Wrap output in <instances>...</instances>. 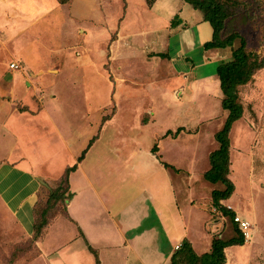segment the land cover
<instances>
[{"label": "rangeland", "instance_id": "1", "mask_svg": "<svg viewBox=\"0 0 264 264\" xmlns=\"http://www.w3.org/2000/svg\"><path fill=\"white\" fill-rule=\"evenodd\" d=\"M232 1L227 4L229 17L223 37L240 33L247 40V48L264 57V0ZM182 2L188 11L203 18L190 3ZM125 3L126 0H0V160L9 155L7 144L14 143L8 140L10 134L2 127L8 112L12 115L24 112L29 117L45 106L52 115L60 113L57 119L77 125L79 132L94 133L93 141L99 136L90 149L88 162L99 158L101 173L105 175L108 170L113 171L108 162L110 155L116 158L110 160L116 165L127 157L128 163H134L139 159L137 149L148 147L153 156L174 166L167 168L168 172L185 187L181 190V203L186 201L191 206L190 231L198 238L195 245L190 242L201 255L210 250L213 238L239 235L231 216H224L213 203L212 191L225 186L212 184L204 177L211 169L212 153L220 147L216 134L229 114L222 108L219 78L212 76L217 75L222 62L231 60L232 52L230 48L222 50L220 58L210 56L205 63L204 45L213 36V26L209 21L195 22L171 36L167 46L170 56L182 59L187 55L191 59L184 58L175 67L164 56V64L155 63L148 80L139 83L146 65L139 62L131 76L130 70L124 68V59L135 50L131 37L128 40L125 31L120 35ZM146 44L137 43L135 55ZM239 45L240 40L236 39L234 47ZM152 47L149 57L153 54ZM179 50L186 54L180 57ZM143 57L148 66L152 64L151 59ZM194 65L196 71L192 74ZM170 68L188 73L191 80L185 83V75L171 73ZM174 77L175 85L171 88ZM136 83L139 86H134ZM239 92L244 113L229 134L228 176L235 190L229 200L221 203L249 221L251 230L248 237L242 233L244 245L227 248L225 264H264V69L248 85L239 87ZM86 112L91 113L93 126H86ZM109 121L111 124L107 125ZM22 125L15 126L24 129L26 124ZM43 126L44 130L36 136L40 143L37 147L46 149L52 139L51 129ZM179 128L183 129L174 137ZM5 134L9 135L3 137ZM32 134L30 131L29 135ZM25 141L27 145L34 142L27 135ZM154 145L158 147L156 154L152 152ZM129 148L135 149V154H129ZM41 165L48 171L45 163ZM123 168L122 173L126 171ZM61 178L50 183L43 177L47 186H43L36 204L35 224L48 225L56 217L66 220L69 194L60 195L66 189ZM56 188L61 191L53 193ZM187 189L192 190V195L186 194ZM177 228L174 227V232ZM42 235L34 238L35 234L32 237L23 234L0 199V264L35 261L41 253L36 242ZM185 240L179 241L175 249Z\"/></svg>", "mask_w": 264, "mask_h": 264}, {"label": "crops", "instance_id": "2", "mask_svg": "<svg viewBox=\"0 0 264 264\" xmlns=\"http://www.w3.org/2000/svg\"><path fill=\"white\" fill-rule=\"evenodd\" d=\"M124 6L125 15L121 21L120 35L125 31L129 35L128 40L130 37L133 40L132 48L135 50L137 43L140 46L147 43L144 47L146 50L143 49L141 54L136 52L135 55L134 50L124 59V68L130 70L129 76L140 62L139 64L146 66H141L145 71L139 83L148 80L149 73L156 67L155 63L164 64V57L160 55L168 57V61H173L175 67L184 58L191 59L190 56H183L186 53L182 50H179L182 59L170 56L167 51L168 40L188 25L200 23L204 17L198 18L195 12L188 11V6L182 0H156L151 7L147 0H126ZM114 10L118 9L115 7ZM129 44L132 46L130 41ZM203 44L200 43L199 48ZM150 47L153 52L151 57L148 56ZM220 51L222 52L221 49L206 50L204 62H209L210 56L220 58ZM141 55L152 60L150 68L146 64L149 63L148 60ZM192 67L193 74L196 66ZM170 72L185 75V83L190 79L188 73L178 70L174 72L172 68ZM212 77L218 78L217 75ZM207 78L210 77H205ZM175 81V77L170 81L171 88ZM139 83L134 86H139ZM90 112H86L84 116L85 123L86 120L88 122L87 127L93 126ZM58 114L52 115L46 106L29 117L24 112L13 115L8 112L4 123L8 128L4 124L2 126L10 134L8 140H14V143L7 144L10 148L9 155L0 160V199L18 222L22 233L28 237L35 234L34 211L40 192L46 185L43 177L51 183L60 179L67 168L75 164L78 166L69 176L66 220L60 221L56 217L45 227L44 235L36 242L40 256L28 264H171L175 246L179 241L188 239L195 245L198 238L190 231L193 226L191 206L186 201L181 203L180 198L181 190L185 187H181L179 178H173L148 147L137 149L139 159L134 163H128L130 160L127 161V157L120 161L121 165H116L110 161L111 157L114 158L110 155L108 162L113 171L108 170L105 175L101 173L102 162L99 158L88 162L90 149L99 136L95 135L98 138L93 141L94 133L79 132L77 125L57 119ZM97 117L99 119L100 115ZM18 123L26 124L24 129L16 127ZM109 124L111 121L107 125ZM43 125H48L51 129L52 139L46 149L37 147L40 143L36 136L44 130ZM30 131L33 132L32 135H29ZM26 135L27 139L34 140L30 143L33 146L26 144ZM114 144L117 145L116 141ZM88 147L84 158L80 160L83 151ZM131 148L129 154L133 155L136 150ZM74 149L76 153L73 155ZM42 163H45L48 171H44ZM114 165L116 169L119 168L118 171ZM121 168L126 171L122 173ZM185 192L192 195L190 189ZM175 226L178 227L176 232ZM202 231L207 237L203 229Z\"/></svg>", "mask_w": 264, "mask_h": 264}, {"label": "trees", "instance_id": "3", "mask_svg": "<svg viewBox=\"0 0 264 264\" xmlns=\"http://www.w3.org/2000/svg\"><path fill=\"white\" fill-rule=\"evenodd\" d=\"M190 3L195 9L199 10L205 21H209L213 26V37L205 44L206 50L209 49H231L232 58L227 62H222L217 67V76L220 82V89L223 95L222 108L229 112L223 128L216 134V140L219 142V149L215 150L211 155V169L205 174V179L212 184L221 183L225 187L223 189H214L212 191L213 203L216 209L221 211L224 216H231L233 223L238 228L239 235L230 239L221 237L213 238L211 248L203 254L195 252L191 242L185 240L179 249L172 256L171 264H225L227 261L226 249L231 246L244 245L245 237L239 229L238 224L234 221L235 212L224 206L221 201L229 200L235 190V184L229 178V161H230V132L236 121H238L243 113L244 108L240 100L239 87L248 85L256 73L264 69V57H260L257 52L250 51L247 48V40L240 33H232L227 38L223 37V31L226 21L229 17L227 4L232 0H184ZM156 0H147V4L151 7ZM236 1H232L235 4ZM240 40V45L235 48L234 42ZM164 57L163 55H160ZM147 121V120H146ZM147 123V122H146ZM183 128H179L174 137H177ZM167 134H172L167 132ZM89 149L83 151L80 160H82ZM158 147L154 145L152 152L156 154ZM166 168L174 169V166L161 160ZM77 164L67 168L61 178V182L66 183V189L60 194L62 197L69 192V176L70 173L77 169ZM61 190L56 188L53 193ZM37 206V205H36ZM36 213V207L35 211ZM46 222L42 224H34L35 237H41ZM44 226V227H43ZM92 252L95 250L90 248ZM99 264V263H98Z\"/></svg>", "mask_w": 264, "mask_h": 264}, {"label": "built area", "instance_id": "4", "mask_svg": "<svg viewBox=\"0 0 264 264\" xmlns=\"http://www.w3.org/2000/svg\"><path fill=\"white\" fill-rule=\"evenodd\" d=\"M12 67L15 68L17 67V64H12ZM234 221L238 224L239 229L242 231V233L245 236H249L250 235V230H251V224L249 221L243 219L241 216H239L238 214L235 215ZM181 245L177 246V249L180 248Z\"/></svg>", "mask_w": 264, "mask_h": 264}]
</instances>
